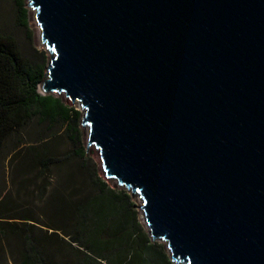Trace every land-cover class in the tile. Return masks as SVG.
Masks as SVG:
<instances>
[{
    "label": "water",
    "instance_id": "water-1",
    "mask_svg": "<svg viewBox=\"0 0 264 264\" xmlns=\"http://www.w3.org/2000/svg\"><path fill=\"white\" fill-rule=\"evenodd\" d=\"M39 88L176 264H264V0H30Z\"/></svg>",
    "mask_w": 264,
    "mask_h": 264
},
{
    "label": "rangeland",
    "instance_id": "rangeland-1",
    "mask_svg": "<svg viewBox=\"0 0 264 264\" xmlns=\"http://www.w3.org/2000/svg\"><path fill=\"white\" fill-rule=\"evenodd\" d=\"M0 33L12 36L26 58L44 64L46 69L50 53L42 41L41 28L30 0H0ZM55 95L74 110V138L70 135L72 131L66 130L69 123L34 117L24 128L13 132L1 149L0 216H29L34 219L29 221L34 226H23L22 219L0 217V264H22L25 247L11 231L12 228L27 230L36 244H42L50 264H66L84 258V254L77 250L78 245L70 246L69 237L51 228L55 226H46L56 223L53 200L59 188L70 185L68 175L72 171L82 169L92 179L85 185L87 192L95 190L96 179L107 180V177L98 149L88 146V129L82 123L84 109L65 93ZM39 155H68L70 160L44 169ZM107 181L110 185L118 186L114 180ZM121 188L128 194L127 199L136 212L142 232L150 236L140 208L141 199L126 188ZM151 242L171 260L166 242L152 238Z\"/></svg>",
    "mask_w": 264,
    "mask_h": 264
},
{
    "label": "trees",
    "instance_id": "trees-1",
    "mask_svg": "<svg viewBox=\"0 0 264 264\" xmlns=\"http://www.w3.org/2000/svg\"><path fill=\"white\" fill-rule=\"evenodd\" d=\"M45 72L44 64L34 63L21 53L12 36L0 33V153L6 139L34 117L69 123L66 130L72 131L74 138L73 108L59 96L40 91ZM68 160V155H39L44 169ZM107 180L96 179L95 190L87 192L85 185L92 179L79 169L68 175L70 185L57 190L53 200L56 223L46 226H55L51 228L69 237L70 246L78 245L77 250L84 254L81 261L66 264H172L142 232L125 189ZM0 217L22 219L23 226H34L29 216ZM11 231L25 247L22 264H50L43 245L36 244L27 230Z\"/></svg>",
    "mask_w": 264,
    "mask_h": 264
}]
</instances>
